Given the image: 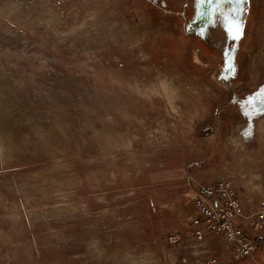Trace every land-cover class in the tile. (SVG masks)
I'll use <instances>...</instances> for the list:
<instances>
[{"label":"rangeland","instance_id":"1","mask_svg":"<svg viewBox=\"0 0 264 264\" xmlns=\"http://www.w3.org/2000/svg\"><path fill=\"white\" fill-rule=\"evenodd\" d=\"M190 3L0 0V264H253L191 225L196 188L226 178L257 204L264 176L236 118L229 163L201 162L209 82L169 39ZM249 6L240 88L264 85V0Z\"/></svg>","mask_w":264,"mask_h":264},{"label":"crops","instance_id":"2","mask_svg":"<svg viewBox=\"0 0 264 264\" xmlns=\"http://www.w3.org/2000/svg\"><path fill=\"white\" fill-rule=\"evenodd\" d=\"M249 2L250 0H226L223 5V11L228 17L226 21L224 15H208L207 6H200L196 0H191L193 20L187 22V18L179 24L177 36L169 39L172 43L171 50L175 52L173 56L191 57L194 66L200 70L199 73L204 72L210 84L206 83L204 91L211 97L206 115L211 120L213 131L204 139V157L201 162L212 167L229 163L219 146V139L228 122L227 117L236 118L241 121L238 132L250 152L248 159L259 169L258 175L264 176V85L244 88L236 86L244 77L240 70L245 59L242 56L247 53H242V56L240 54L250 33ZM229 26L233 28L231 33L228 31ZM229 55L231 56L227 59ZM191 179L198 186L201 185L194 175ZM255 203L253 199L251 203L246 198L243 199L246 213L257 208L259 203ZM262 249L264 245L245 259H252L253 264H263L256 259L258 251Z\"/></svg>","mask_w":264,"mask_h":264},{"label":"built area","instance_id":"3","mask_svg":"<svg viewBox=\"0 0 264 264\" xmlns=\"http://www.w3.org/2000/svg\"><path fill=\"white\" fill-rule=\"evenodd\" d=\"M195 214L191 216L195 238L203 244L208 239L220 238L222 253L227 260L250 257L264 245V201L246 213L243 199L226 178L214 184L201 185L193 198ZM252 231V232H251ZM222 254L211 255L205 264H221Z\"/></svg>","mask_w":264,"mask_h":264},{"label":"snow or ice","instance_id":"4","mask_svg":"<svg viewBox=\"0 0 264 264\" xmlns=\"http://www.w3.org/2000/svg\"><path fill=\"white\" fill-rule=\"evenodd\" d=\"M197 4L200 6H207L208 15L220 14L224 15L225 20H228V17L225 15L223 11V5L226 0H196ZM228 31L231 33L233 28L231 26L228 27ZM242 104L245 102H241Z\"/></svg>","mask_w":264,"mask_h":264},{"label":"flooded vegetation","instance_id":"5","mask_svg":"<svg viewBox=\"0 0 264 264\" xmlns=\"http://www.w3.org/2000/svg\"><path fill=\"white\" fill-rule=\"evenodd\" d=\"M230 56L227 57V59H229Z\"/></svg>","mask_w":264,"mask_h":264}]
</instances>
